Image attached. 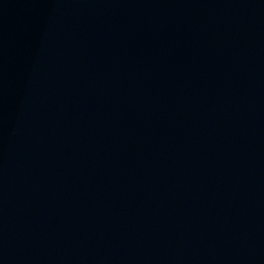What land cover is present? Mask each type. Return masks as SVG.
I'll return each instance as SVG.
<instances>
[{
  "label": "water",
  "instance_id": "95a60500",
  "mask_svg": "<svg viewBox=\"0 0 264 264\" xmlns=\"http://www.w3.org/2000/svg\"><path fill=\"white\" fill-rule=\"evenodd\" d=\"M0 264H264V0H0Z\"/></svg>",
  "mask_w": 264,
  "mask_h": 264
}]
</instances>
